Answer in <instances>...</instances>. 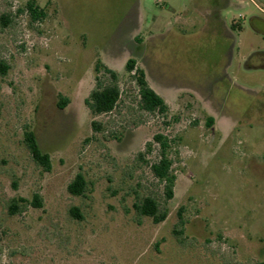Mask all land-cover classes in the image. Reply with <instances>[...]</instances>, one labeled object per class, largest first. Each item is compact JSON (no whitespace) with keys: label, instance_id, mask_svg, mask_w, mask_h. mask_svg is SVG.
<instances>
[{"label":"rangeland","instance_id":"rangeland-1","mask_svg":"<svg viewBox=\"0 0 264 264\" xmlns=\"http://www.w3.org/2000/svg\"><path fill=\"white\" fill-rule=\"evenodd\" d=\"M242 1L243 9L222 11L240 29L228 74L264 99V69L241 66L251 52L264 51V38L248 27V17L261 14ZM27 2L44 12L41 21L30 20ZM4 14L10 23L3 28L0 22V60L9 67L0 76V264L264 263V178L248 168L252 158L264 165V124L191 126L194 116L179 97L155 90L168 105L166 116L142 113L124 69L139 51L136 66L151 88L162 90L161 74L178 87L184 68L189 75L219 57L208 45L197 46L195 59L183 61L180 37L203 25L192 0H0ZM145 49L155 52L156 64L144 58ZM103 68L117 76L121 97L112 112L93 116L86 100L110 80ZM60 98L67 101L62 110ZM24 127L50 156V171L32 161L22 142ZM155 134L172 140L175 180L167 202L146 164L157 157ZM147 144L151 152L144 154ZM77 173L85 188L74 197L66 188ZM34 194L42 207L7 213L10 199ZM147 195L167 211L159 224L132 208Z\"/></svg>","mask_w":264,"mask_h":264},{"label":"flooded vegetation","instance_id":"flooded-vegetation-1","mask_svg":"<svg viewBox=\"0 0 264 264\" xmlns=\"http://www.w3.org/2000/svg\"><path fill=\"white\" fill-rule=\"evenodd\" d=\"M259 1L263 6L260 7L257 4L261 16L252 15L248 17V27L254 34L264 38V30H262V28L264 29V0ZM198 2L202 8L203 25L195 34L180 37L184 41L178 45L183 61L188 64L195 59L199 51L197 46L207 47L208 45V48L213 49V52L216 50L219 57L214 62L202 64L199 70L192 69L193 73L189 75H187L186 68H184L181 84L177 85L178 87L169 85L167 74H161L164 86L162 90L157 87H152L154 89L149 87L167 98L172 99L174 97L177 99L179 97L183 102L185 113L189 112V115L194 116L190 119L187 118L189 124H192L191 126H204L207 129L217 128L219 130L222 127L233 130L252 122L264 124L263 97L254 91L237 86L228 74L229 68L233 65L236 33L240 30L234 19L230 20L229 30H226L224 26L222 11L228 0H198ZM132 8H135V5L131 6L129 13ZM143 56L144 58L153 59L155 64L158 62V57L151 49H145ZM139 58H141L139 51L128 57L124 63V69L129 60H133L137 65L136 60ZM241 66L244 70L264 69V51L251 52L243 59ZM156 92L155 94L158 95ZM161 99L166 106L167 113L168 105L163 98ZM57 108L59 110L63 109L59 108L58 105ZM168 140L171 143L172 140ZM248 168L258 179L264 178V165L257 164L253 158L250 159Z\"/></svg>","mask_w":264,"mask_h":264},{"label":"trees","instance_id":"trees-1","mask_svg":"<svg viewBox=\"0 0 264 264\" xmlns=\"http://www.w3.org/2000/svg\"><path fill=\"white\" fill-rule=\"evenodd\" d=\"M25 9L33 23L36 21H41V19H43L45 16L44 12L34 6L31 2L26 3ZM0 22L3 28L6 27L10 23L9 16L7 14L1 15ZM103 69V73L108 75L110 80L105 82L104 85H99L93 91H91L86 100V105L93 116H99L112 112L116 108L121 97L117 76L113 72L105 68ZM8 70V65L4 61L0 60V76H5ZM125 70L128 74H130L129 78L131 83L136 88V106L138 110L149 115L156 114L158 116H164L166 114V106L162 99L149 87L144 71L141 68L136 67L133 60H129L126 63ZM66 102L67 101L64 98H60L57 105L59 108H63ZM91 127L94 131L99 129V125L96 122H92ZM152 139L154 144L157 145L158 153L154 162H146V164L148 165V169L152 178L162 188L164 202H167L173 198V187L175 180L171 168L172 161L168 157L170 142L167 137L162 134H155ZM22 142L32 161L43 171H50V156L40 150L34 133L27 127H24L23 129ZM150 152L151 144H147L144 154ZM144 154L138 155L141 161H144ZM84 188L85 181L83 177L77 173L67 185L66 190L71 196L79 197L83 195ZM28 206H32L34 208L42 207V201L40 197L34 194L31 200H27L22 197L12 198L7 203L6 210L10 216H13L21 213ZM132 208L137 217L149 218L153 224H159L166 218L167 211L164 208H161L159 202L153 196L147 195L143 198L137 199L132 204ZM69 213L74 217H79L75 208H71ZM181 214L182 210L178 209L177 216L179 218V225H182ZM174 233L177 236H180L182 231L179 230L175 231Z\"/></svg>","mask_w":264,"mask_h":264},{"label":"crops","instance_id":"crops-1","mask_svg":"<svg viewBox=\"0 0 264 264\" xmlns=\"http://www.w3.org/2000/svg\"><path fill=\"white\" fill-rule=\"evenodd\" d=\"M193 1V6H195V10L197 11V13L202 17V8L200 7V4L198 2V0H192ZM250 2H252L253 0H248ZM231 3V4H230ZM256 8H258L257 4L255 2H252ZM235 5L237 6L235 8ZM244 8V3L242 0H228L227 4L225 5L224 7V12H228L230 9H243ZM224 26L226 28V30H229V23L230 22H227L225 19H224Z\"/></svg>","mask_w":264,"mask_h":264}]
</instances>
